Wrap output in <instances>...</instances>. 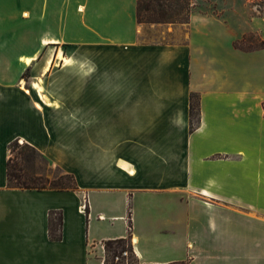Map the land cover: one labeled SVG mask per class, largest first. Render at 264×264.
<instances>
[{
	"label": "crops",
	"instance_id": "crops-1",
	"mask_svg": "<svg viewBox=\"0 0 264 264\" xmlns=\"http://www.w3.org/2000/svg\"><path fill=\"white\" fill-rule=\"evenodd\" d=\"M136 5L0 0V264H104L128 222L139 264H264V47L233 46L264 42V5L251 20L247 1L215 0L149 25ZM159 27L175 38L142 37ZM14 140L77 188L9 187Z\"/></svg>",
	"mask_w": 264,
	"mask_h": 264
},
{
	"label": "trees",
	"instance_id": "trees-1",
	"mask_svg": "<svg viewBox=\"0 0 264 264\" xmlns=\"http://www.w3.org/2000/svg\"><path fill=\"white\" fill-rule=\"evenodd\" d=\"M189 0H137L136 20L138 24H186L190 15ZM233 46L239 50L252 51L264 47V42L254 33L245 34L235 40ZM25 74H23V77ZM198 94H190V130L199 122ZM264 108V102H263ZM9 157L6 163L7 185L19 189H55L74 190L77 188L72 174L63 172L54 166L60 174L48 177L51 163L32 145L26 142L12 141L9 145ZM49 167V168H48ZM86 211H88L86 207ZM62 214L50 211L48 214V237L51 240L61 239ZM125 237L103 241L105 252L104 264H139L133 250L130 227ZM123 252L126 254L124 255Z\"/></svg>",
	"mask_w": 264,
	"mask_h": 264
},
{
	"label": "rangeland",
	"instance_id": "rangeland-1",
	"mask_svg": "<svg viewBox=\"0 0 264 264\" xmlns=\"http://www.w3.org/2000/svg\"><path fill=\"white\" fill-rule=\"evenodd\" d=\"M27 1V0H24ZM215 0H189L190 2V8L189 10L195 9L197 11L200 12H209L213 9V2ZM247 1V10L249 11V15L247 18H250L252 20V17L254 15V12H256L257 9H260L263 7L264 5V0H245ZM23 19H28L27 15L23 14ZM168 24H172V23H168ZM160 29L157 28H147L143 31V35L142 37L145 40H156V41H165V42H169L172 41L175 37L172 33H164L162 32V28L159 27ZM19 31V28H17ZM12 29H10L11 31ZM21 31L23 33H28L29 32V24L27 21L23 20L22 24H21ZM24 37V36H23ZM28 37V36H27ZM23 43L24 44H29V40L28 39H23ZM27 46H24L23 48H26ZM23 74H25L24 77H26L29 72L25 71ZM49 168V167H48ZM60 174V171L56 168H54V166H52V168L49 169L48 172V177L52 178L55 175Z\"/></svg>",
	"mask_w": 264,
	"mask_h": 264
},
{
	"label": "bare ground",
	"instance_id": "bare-ground-1",
	"mask_svg": "<svg viewBox=\"0 0 264 264\" xmlns=\"http://www.w3.org/2000/svg\"><path fill=\"white\" fill-rule=\"evenodd\" d=\"M23 62L24 63H30V58L29 57H25V58H23Z\"/></svg>",
	"mask_w": 264,
	"mask_h": 264
},
{
	"label": "built area",
	"instance_id": "built-area-1",
	"mask_svg": "<svg viewBox=\"0 0 264 264\" xmlns=\"http://www.w3.org/2000/svg\"><path fill=\"white\" fill-rule=\"evenodd\" d=\"M132 242V241H131ZM123 254L125 255L126 253L125 252H123Z\"/></svg>",
	"mask_w": 264,
	"mask_h": 264
}]
</instances>
